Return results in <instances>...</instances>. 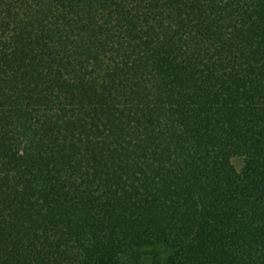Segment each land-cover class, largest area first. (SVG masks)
<instances>
[{"label":"trees","instance_id":"16d2710c","mask_svg":"<svg viewBox=\"0 0 264 264\" xmlns=\"http://www.w3.org/2000/svg\"><path fill=\"white\" fill-rule=\"evenodd\" d=\"M0 264H264V0H0Z\"/></svg>","mask_w":264,"mask_h":264},{"label":"rangeland","instance_id":"374dc122","mask_svg":"<svg viewBox=\"0 0 264 264\" xmlns=\"http://www.w3.org/2000/svg\"><path fill=\"white\" fill-rule=\"evenodd\" d=\"M237 163V162H236Z\"/></svg>","mask_w":264,"mask_h":264}]
</instances>
